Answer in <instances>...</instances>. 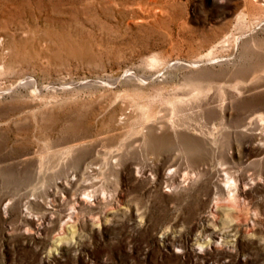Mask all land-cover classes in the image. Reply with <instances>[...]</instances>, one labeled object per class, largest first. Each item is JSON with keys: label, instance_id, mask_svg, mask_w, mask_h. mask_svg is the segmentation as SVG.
Segmentation results:
<instances>
[{"label": "rangeland", "instance_id": "obj_1", "mask_svg": "<svg viewBox=\"0 0 264 264\" xmlns=\"http://www.w3.org/2000/svg\"><path fill=\"white\" fill-rule=\"evenodd\" d=\"M0 264H264V0H0Z\"/></svg>", "mask_w": 264, "mask_h": 264}]
</instances>
